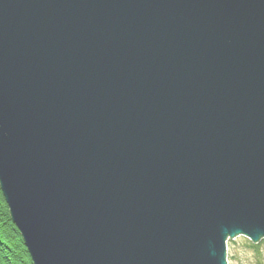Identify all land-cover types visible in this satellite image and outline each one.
Returning <instances> with one entry per match:
<instances>
[{
  "label": "water",
  "instance_id": "water-1",
  "mask_svg": "<svg viewBox=\"0 0 264 264\" xmlns=\"http://www.w3.org/2000/svg\"><path fill=\"white\" fill-rule=\"evenodd\" d=\"M0 190L32 264L264 239V0H0Z\"/></svg>",
  "mask_w": 264,
  "mask_h": 264
},
{
  "label": "trees",
  "instance_id": "trees-1",
  "mask_svg": "<svg viewBox=\"0 0 264 264\" xmlns=\"http://www.w3.org/2000/svg\"><path fill=\"white\" fill-rule=\"evenodd\" d=\"M264 243L261 239L257 243H250L258 248ZM0 264H32L30 256L23 244L18 229L12 223L8 207L0 191Z\"/></svg>",
  "mask_w": 264,
  "mask_h": 264
},
{
  "label": "rangeland",
  "instance_id": "rangeland-1",
  "mask_svg": "<svg viewBox=\"0 0 264 264\" xmlns=\"http://www.w3.org/2000/svg\"><path fill=\"white\" fill-rule=\"evenodd\" d=\"M250 243L253 242L242 235L229 238L226 248L227 264H264V243L258 248L252 247Z\"/></svg>",
  "mask_w": 264,
  "mask_h": 264
},
{
  "label": "bare ground",
  "instance_id": "bare-ground-1",
  "mask_svg": "<svg viewBox=\"0 0 264 264\" xmlns=\"http://www.w3.org/2000/svg\"><path fill=\"white\" fill-rule=\"evenodd\" d=\"M1 191V190H0Z\"/></svg>",
  "mask_w": 264,
  "mask_h": 264
}]
</instances>
